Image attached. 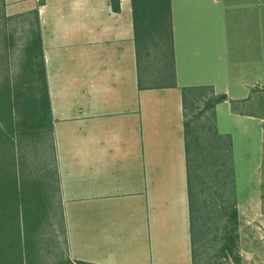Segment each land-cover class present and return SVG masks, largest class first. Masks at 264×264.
I'll return each instance as SVG.
<instances>
[{
	"label": "crops",
	"instance_id": "crops-1",
	"mask_svg": "<svg viewBox=\"0 0 264 264\" xmlns=\"http://www.w3.org/2000/svg\"><path fill=\"white\" fill-rule=\"evenodd\" d=\"M4 4L38 22L70 260L193 264L185 125L200 93L255 87L264 0H169L170 44L145 50L131 0Z\"/></svg>",
	"mask_w": 264,
	"mask_h": 264
},
{
	"label": "trees",
	"instance_id": "trees-1",
	"mask_svg": "<svg viewBox=\"0 0 264 264\" xmlns=\"http://www.w3.org/2000/svg\"><path fill=\"white\" fill-rule=\"evenodd\" d=\"M131 7L137 48L170 44L169 0H131ZM25 56L29 65L25 79L15 83L8 68L0 77V264H87L64 257L49 262L44 258L42 243H38V230L41 234L43 224L54 214L51 177L57 184V194L59 185L56 170L52 176L49 172L40 176L36 168L37 161L46 163L43 150L47 146L54 151L53 119L37 20L36 34L27 43ZM185 127L192 262L195 264L197 250L204 243H221L224 258L233 259L239 239L237 210L231 204L219 212L211 196L212 192L234 189L232 140L216 133L200 138L187 122ZM24 143L34 158L30 164L32 173L26 178L23 161L16 155Z\"/></svg>",
	"mask_w": 264,
	"mask_h": 264
},
{
	"label": "rangeland",
	"instance_id": "rangeland-1",
	"mask_svg": "<svg viewBox=\"0 0 264 264\" xmlns=\"http://www.w3.org/2000/svg\"><path fill=\"white\" fill-rule=\"evenodd\" d=\"M36 34V20L33 14L8 16L4 1L0 0V77L3 70H10L15 83H20L29 70L25 47ZM6 59L4 60V57ZM264 75V66L257 62L255 87L247 89V99L228 105L223 101L210 104L209 98L200 93L191 106L188 121L193 129L201 132L202 137L215 130L219 135L230 136L235 170L233 191L212 192L214 206L220 210L227 205H234L237 210L238 243L234 257L224 258L221 243H204L196 253L195 264H264V84L259 78ZM232 90V89H230ZM235 92L241 89H233ZM232 93L231 97H236ZM201 96V97H199ZM213 106V107H212ZM214 124V126H213ZM16 155L22 159L24 178L32 173L30 164L34 158L29 152V145L23 144ZM54 151L47 146L43 154L46 163L36 162L39 175L55 172ZM34 178V177H32ZM30 179V178H29ZM57 179V178H56ZM52 219L37 232L38 243H42L44 258L49 262L68 258L65 236L60 217L61 202L57 184L51 177ZM57 257V258H56Z\"/></svg>",
	"mask_w": 264,
	"mask_h": 264
},
{
	"label": "water",
	"instance_id": "water-1",
	"mask_svg": "<svg viewBox=\"0 0 264 264\" xmlns=\"http://www.w3.org/2000/svg\"><path fill=\"white\" fill-rule=\"evenodd\" d=\"M220 99H222V100H226V96L220 97Z\"/></svg>",
	"mask_w": 264,
	"mask_h": 264
}]
</instances>
